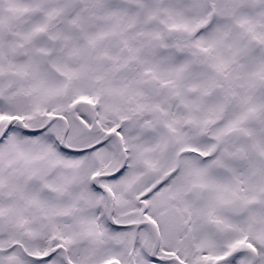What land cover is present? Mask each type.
Segmentation results:
<instances>
[{
	"label": "snow or ice",
	"instance_id": "6c2138e0",
	"mask_svg": "<svg viewBox=\"0 0 264 264\" xmlns=\"http://www.w3.org/2000/svg\"><path fill=\"white\" fill-rule=\"evenodd\" d=\"M0 264H264V0H0Z\"/></svg>",
	"mask_w": 264,
	"mask_h": 264
}]
</instances>
